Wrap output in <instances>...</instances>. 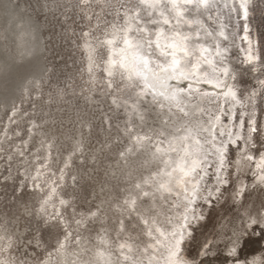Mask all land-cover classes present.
<instances>
[{"label":"rangeland","instance_id":"374dc122","mask_svg":"<svg viewBox=\"0 0 264 264\" xmlns=\"http://www.w3.org/2000/svg\"><path fill=\"white\" fill-rule=\"evenodd\" d=\"M48 2L51 4L52 0ZM78 2L79 0H58L63 7L53 8L57 13V16H53L48 8L42 7L45 0H0V237L5 238L0 246L8 249V244L11 243V248L0 255V260L11 257L16 264H114L119 258L120 264H125L124 257L127 256L135 264H165L167 252H162L161 247H157L155 241L147 237V230L138 225L137 221L133 220L127 231H120V221L127 224L129 213L126 210L114 211L116 205L112 200L117 196L114 186H119L123 192L126 187L140 183L141 178H147L151 173L162 169V163L158 167L154 166L160 159L159 154L153 158L157 145L162 153L168 151L169 140L176 129L182 125L192 127V123L189 122L190 118L184 117L175 108L167 114L154 108L150 94L142 98L141 103L135 98V93L130 96L123 88H107V77L102 68L103 62L108 59V48L106 46L101 49L98 41L112 38V25L117 29L123 25V17L117 16V6L125 4L126 0H91L92 7L86 9L74 7ZM249 7L248 21L233 15L225 60V66L235 77L229 83L241 96L242 103L228 105V115L235 119L225 120L223 123L234 132L239 130L244 136L248 135V120L255 119V126L264 129V95H261L264 86L260 84V81H264V74L260 72L264 65L260 61L251 64L248 62L249 43L244 40V24L247 23L251 49L260 60H264V0H251ZM82 14L85 17L83 20ZM57 17L60 21L72 18L76 23L72 24L69 20L67 29H64L56 22ZM87 17H92L90 23ZM105 24L109 27L105 28ZM97 26L99 31L96 30ZM183 31L195 34L194 28L185 27ZM105 32L109 35L102 34ZM83 33L89 35L84 36ZM152 39H155L154 35ZM97 64L100 66L97 67ZM50 79L52 89L59 87L63 90L61 96L52 101V107L44 108V122L50 125L48 135L52 140L59 139L67 147L66 142L71 139L72 128L79 129L80 125L76 123L78 120L87 117L99 120L101 115L107 119L109 110L116 117L112 120L113 132L116 127L123 131L125 122L133 120L135 105V111L144 116L142 122L136 117L135 126L143 128L142 135L152 136L149 150L139 156L133 152L127 163L105 158L104 163L97 162L95 168L92 157L88 158L86 169L80 166L83 158H77L69 171L65 169L63 162L67 159V153L59 151L57 145L49 155L50 141L45 142V132L33 129L35 147L31 149V154L26 153L23 158L17 156L21 139L13 133L18 132L25 141L33 143L28 129L35 121L16 116L15 123H11V105L15 102L17 108L21 107L19 97L21 94L25 98L28 96L26 89L32 81L43 91V102L48 104L50 89L44 85ZM189 79L195 80L190 85V92L189 85L184 81L173 85L185 89V111H194L197 116L200 109L219 114L216 108L217 90L213 87L216 79L212 76L205 77L203 73L195 78L190 76ZM205 79L208 83L204 82ZM40 91H34L32 96L39 98ZM253 92L257 95L251 97L250 103L249 97ZM85 98L89 101L87 106ZM219 104L221 108L224 107L222 97L219 98ZM22 107L28 112L33 111L27 99ZM36 111L39 115V106ZM49 112L51 116L48 115ZM240 119L245 120L243 129H240ZM5 126L8 130L7 140ZM166 128L168 131L160 136L159 133ZM178 135H186V132L182 131ZM116 138L113 136L114 140ZM41 144H44L43 148ZM249 145L243 152L237 151L235 147L229 149L233 163L227 172L221 174L228 176L227 185H216L214 181L209 183V190L201 192L200 198L187 204L186 209L183 189H174L171 195L160 193L153 202L154 215L160 224L171 220L172 228L169 231L179 227L176 220L186 214L187 232L196 237L197 243L205 239L215 242L217 247L213 251L217 255L211 260V264H232L231 259L226 258L228 249L235 243V240L233 244L228 243L230 234L239 237L241 244L246 239L239 253L241 261L244 258L249 261L256 258L258 264L260 254L264 252V239L250 235L251 230H245L247 218L241 216L245 209L255 216L264 205V184L253 175L257 171L255 165L245 163L248 153L255 156L257 162L261 154H264V132L254 133ZM130 146L124 145L125 148ZM171 146L178 148L179 140H174ZM123 150L124 148L119 149ZM38 152L41 153L39 158L46 159L51 167H44L39 180H35L36 169L40 167L36 162ZM111 155L115 157L116 152ZM73 177L80 180V183H74ZM216 186L220 187V193L214 190ZM53 187H56V195L52 196L42 210L41 203ZM237 188H243L241 196H235ZM151 190L149 187L144 188V191ZM74 194L79 198L71 206L60 203L61 199L71 200ZM166 195L167 199L164 198ZM209 195L212 198L211 204L207 202ZM124 198V195L120 196L121 201ZM178 204L181 205L179 211L176 209ZM96 206H101L99 218L86 220L89 209L94 212ZM57 217H62L60 223H65L72 217V227L66 228L65 233L59 237L56 230L50 227ZM76 220L82 221L79 227L75 224ZM180 223H184L183 219ZM132 228L137 230L132 231ZM120 244L131 246L132 251L121 254Z\"/></svg>","mask_w":264,"mask_h":264},{"label":"snow or ice","instance_id":"6c2138e0","mask_svg":"<svg viewBox=\"0 0 264 264\" xmlns=\"http://www.w3.org/2000/svg\"><path fill=\"white\" fill-rule=\"evenodd\" d=\"M250 3L251 0H126L125 4L117 6V16L123 17V25L118 29L112 25V38L106 41H98L101 49L106 46L108 48V59L103 62L102 68L107 77L106 86L108 89L123 88L130 96L135 93V98L141 103H143L142 98H146L150 94L154 108H158L160 112L165 114L171 113L175 108L184 117L190 118L189 122L192 123V127L182 125L176 129L175 133L172 134V139L169 140L168 151L162 153L161 148L157 145L153 158L155 159L159 154L160 159L154 166L158 167L159 163H162L164 165L162 169L151 173L147 178H141L140 183L126 187L123 192L120 191L119 186H114L117 191V196L112 200V203L116 205L114 211L126 210L129 213L127 224L120 221V231H127L132 221H137L138 225L147 230V237L153 239L156 246L161 247L162 252H167L165 264H211V260L215 259L217 255L213 251L217 245L213 240L208 239L197 243L196 237L191 232H187L188 217L186 214L176 220L179 227L171 231H169L172 228L171 220L161 225L157 216L154 215L153 202L156 201L157 195L160 193L171 195L174 189H183L185 193L184 207L186 209L187 204L200 198L201 192L209 190V183L214 181L216 185H227L229 183L228 176L221 174L227 172L233 163L229 149L235 147L237 151L243 152L249 148V142L254 133L264 132V129H258L255 126V119L247 122V136L242 135L239 130L234 132L232 128H227L223 123L225 120L235 119L234 116L229 117L228 105L242 103L241 96L229 83L235 77L225 66L230 26L233 15L245 21L250 19ZM42 7L48 8L53 16H57V13L52 9H61L63 6L58 3V0H52L51 4L45 0ZM74 7L79 9L90 8L92 7L91 0H79ZM252 10L254 11V8ZM84 18L82 14L81 19ZM87 19L90 23L92 17H87ZM69 20L72 24L76 23L72 18L60 21L58 17L56 22L62 28L67 29ZM104 27L107 28L109 25L105 24ZM185 27L194 28L195 34L184 32ZM96 30H100L99 26ZM244 32V40L249 43L248 62L251 64L260 61L261 65H264V60H260L251 49V41L247 35L249 32L247 23L244 24ZM102 34L109 35L106 32ZM83 35L88 36L89 33H83ZM153 35L155 36L154 40L152 39ZM153 57L156 58L153 59ZM89 59L91 63L92 58ZM96 66L99 67L100 65L97 64ZM89 71L91 72V68ZM260 72L264 74V67H261ZM201 73L205 77L212 76L217 81L213 87L217 90L215 94L217 98L216 108L219 114L216 112L208 113L207 109H200L199 116L194 111H185V89L178 86L173 87L178 82L184 81L189 85L190 92V85L195 80L189 79V77L195 78ZM204 82L208 83V80L205 79ZM57 83L59 82L57 81ZM51 84L50 79L47 85H44L50 89L48 104L43 102V91H40L37 83L32 81L26 89L28 96L25 98L21 94L19 97L21 107L17 108L15 102L11 105L10 110L13 113L9 117L11 123H15L16 116H24L35 121L28 129V135L33 143L25 141L20 133H13L14 136L21 139L19 150L16 152L17 156L23 158L26 153L31 154V149L35 147V137L32 136L33 129L45 132V142L50 141L48 142L49 155L57 145H59V151L67 153V159L63 162L65 169L69 171H71V167L77 158H83L80 166L86 169L89 157L93 158V168H95V164L97 162L103 164L105 158L117 159L118 162L127 163L133 152L139 156V154L149 150L152 145V136L142 135L143 128L135 126L136 117H138L139 122L144 119L142 113L135 111V105H133V120L125 122L123 131L116 127L115 132H113L112 120L116 117H113L112 111L109 110L106 114L107 119L101 115L99 120H95L93 117L78 120L76 123H79V129L72 128L71 139L66 142L67 147L61 144L59 139L52 140L48 135L50 125L44 122L46 119L44 108L52 107V101L58 99L63 90L59 87L52 89ZM260 84L264 86V81H260ZM66 88L67 85H65ZM34 91H40L39 98L32 96ZM256 95L255 92L251 93L250 103L251 97ZM261 95H264V87H262ZM220 97L223 98V108L219 104ZM25 99H27L29 107L33 109L32 112H28L22 107ZM88 103V99L85 98V105L87 106ZM38 106L39 115L36 111ZM48 115L51 116V113L49 112ZM243 115L241 114V116ZM165 123L167 124V121ZM239 123L240 129H243L245 120L240 119ZM7 131L5 126L6 140L8 139ZM167 131L166 128L159 135L164 136ZM182 131L186 132V135L179 136L178 134ZM153 132L155 133V129ZM113 136L117 138L114 140ZM177 139L180 146L174 148L171 144ZM125 144L131 146L125 148ZM43 147L44 144H41V148ZM121 148L124 150L119 151ZM114 151L116 152L115 157L111 155ZM40 155L41 153L38 152L36 162L40 167L36 169L35 180H39L44 167H51L46 159L39 158ZM245 163L255 165L257 171L253 175L259 179L261 184H264V154H261L259 162H257L256 157L248 153L245 156ZM52 174L54 173H50V175ZM113 179H115V175H113ZM73 180L76 184L80 183L76 177H73ZM189 186H191V192H189ZM145 187L152 190L144 191ZM214 190L220 193L219 186L214 187ZM85 191H87V187H85ZM242 192L243 188H237L235 196H241ZM64 194L68 195L66 192ZM54 195H56V187L49 191L48 196L41 203L42 210ZM121 195L125 196L123 201L120 200ZM167 195L164 197L165 199H167ZM78 198V195L74 194L71 200L61 199L60 203L71 206ZM207 202L212 203L210 195L207 197ZM180 208L181 205H176L177 211ZM261 209L255 216L248 209H245L241 216L246 217L248 221L245 230H251L250 235L264 239V205L261 206ZM100 212L101 206H96L94 212L89 209L86 220L98 219ZM61 219L62 217H57L50 224V227L56 230L57 237L64 234L66 228L72 227V217L65 223H60ZM181 219L184 221L183 224L180 223ZM81 223V220L75 221L77 227ZM256 229L259 231L257 232ZM131 230L136 231L137 229L132 228ZM65 238L67 239V235ZM4 239V237H0V245ZM234 240L235 243L233 247L228 249L226 258H230L232 264H257L256 258L251 261L244 258L241 261L239 253L246 243V239L241 244L239 237L230 234L228 243L233 244ZM194 247L195 251H193ZM10 248L11 243L8 244V249ZM119 248L121 254L124 251H132L131 246L125 244H120ZM8 249L0 246V255H3ZM260 255L261 259L258 264H264V252H261ZM124 262L125 264H135L127 256L124 257ZM0 264H16V262L11 257H6L4 260H0ZM114 264H120V259L118 258Z\"/></svg>","mask_w":264,"mask_h":264},{"label":"bare ground","instance_id":"6f19581e","mask_svg":"<svg viewBox=\"0 0 264 264\" xmlns=\"http://www.w3.org/2000/svg\"><path fill=\"white\" fill-rule=\"evenodd\" d=\"M212 91V90H211Z\"/></svg>","mask_w":264,"mask_h":264}]
</instances>
